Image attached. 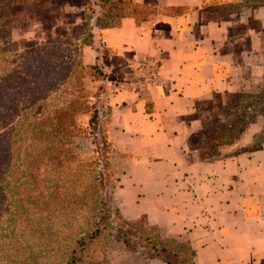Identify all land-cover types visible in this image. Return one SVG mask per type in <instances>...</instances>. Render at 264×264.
I'll use <instances>...</instances> for the list:
<instances>
[{
    "label": "crops",
    "instance_id": "0c3cea01",
    "mask_svg": "<svg viewBox=\"0 0 264 264\" xmlns=\"http://www.w3.org/2000/svg\"><path fill=\"white\" fill-rule=\"evenodd\" d=\"M65 1L76 13L83 5ZM129 1L154 13L94 29L83 56L115 78L106 116L119 214L188 241L193 264H262L264 149L199 159L190 142L202 104L262 80L264 0ZM139 56L161 79L142 95L129 66Z\"/></svg>",
    "mask_w": 264,
    "mask_h": 264
},
{
    "label": "trees",
    "instance_id": "16d2710c",
    "mask_svg": "<svg viewBox=\"0 0 264 264\" xmlns=\"http://www.w3.org/2000/svg\"><path fill=\"white\" fill-rule=\"evenodd\" d=\"M93 5L103 15V28L124 17L140 22L154 13L129 0H94ZM4 9V1L0 0V86L1 60L8 48L5 23L1 20ZM84 21L87 26L89 18L85 17ZM84 35L81 46L90 47V30ZM44 51L50 54L49 58L56 55L64 60L57 52ZM27 56L32 58L30 54ZM80 59L81 56L65 57V66L61 69L66 68L68 76L65 80L63 73L64 85L96 69L82 64ZM48 68L53 75L57 73L58 67L54 64ZM12 72L19 74L17 68H11L9 73ZM98 74L101 73L98 71ZM41 83L25 92L45 98L47 87ZM44 98L35 106L26 104L28 97L19 98L18 110L23 119L15 123L7 140L0 133V264H101L94 257L92 247L108 236L107 230L113 231L112 241L125 251L140 249L146 258L158 259L163 264H193L194 251L187 241L178 243L156 235L138 234L134 232V223L122 219L118 209L111 206L106 184L113 182L108 160L113 149L108 139L101 136L99 147L94 144L91 158L65 151L64 161L61 149L64 144L67 148L78 133L73 112L70 110L65 121V106L49 108L50 103H43ZM87 104L86 100L78 102L77 109H86ZM58 115L62 116L61 120ZM1 126L0 105V132ZM64 216L65 234L59 226L64 225Z\"/></svg>",
    "mask_w": 264,
    "mask_h": 264
},
{
    "label": "rangeland",
    "instance_id": "374dc122",
    "mask_svg": "<svg viewBox=\"0 0 264 264\" xmlns=\"http://www.w3.org/2000/svg\"><path fill=\"white\" fill-rule=\"evenodd\" d=\"M3 1L5 9L2 13L6 16H1V20L5 23L8 48L4 51V57L1 60L3 71L0 86L2 115L0 133L2 139L7 140L8 136L10 138L15 123L22 117V112L18 110L21 108L19 98L23 95L28 97L26 104H30V106H35L44 98L41 94L31 93L32 95H30L25 92L32 91L38 82H42L41 86H46L48 91V95L44 98L46 101L43 103L49 102V108L52 109H62L65 106V121L71 110L73 112L72 119L78 128V133L72 138L71 144L67 148L64 144L61 149L64 161L65 151L69 154L91 158L95 150L94 144L99 145L101 136L105 140L107 139L109 128L106 116L108 96L111 93V82L115 78L111 76V73H105L101 65L91 62V59H84L83 56L90 50H88L89 46L83 47L81 44L85 41L84 34L88 30L92 34L94 29H103V15L100 14L99 8L93 5L94 1L92 0H83L82 8L77 13L74 8L65 6V0ZM88 7H90V13H88ZM85 17L89 18L87 26L84 25ZM91 44L90 48L93 47V34ZM44 49L50 53H59L64 56V60L56 55L49 58L50 54ZM62 49L64 50L62 51ZM28 54L32 55L31 59L27 56ZM71 56H81L82 64L93 65L96 69L89 70L82 79L75 78L74 83L64 85L61 79L64 73L66 80L68 72L66 68L65 70L61 68L65 66V57L69 59ZM53 64L58 67L57 73L54 75L48 68ZM11 68H17L19 74L17 72L9 73ZM98 71L102 75L98 74ZM253 85L254 90L248 92L216 95L199 108L197 127L190 142L191 148L197 150L199 159L220 160L264 149V75L260 82L256 81ZM18 91L21 94H16ZM63 91L65 93H62ZM83 100L88 102V107L77 109L76 103ZM31 119L33 118L31 117ZM58 119L61 120L62 116L58 115ZM108 157L113 182L106 184L108 190L106 195L108 192L110 193V204L117 208L119 171L113 162L115 156L113 157L111 154ZM54 183L56 184V181ZM62 183L58 184L62 185ZM120 216L126 221L133 222L134 232L138 234H146L151 237L156 235L161 239H172L178 243L185 241L181 238L162 236L158 232L157 226L143 216L135 219H126L121 214ZM63 220L62 224L64 225L59 226L64 228L62 232L65 234V216ZM53 231L54 229L51 232ZM107 233L108 236L99 241V244L97 242L92 247L94 251H91L101 264H163L158 259L146 258L140 249L125 251L112 241L113 231L107 230Z\"/></svg>",
    "mask_w": 264,
    "mask_h": 264
},
{
    "label": "built area",
    "instance_id": "2783aa9c",
    "mask_svg": "<svg viewBox=\"0 0 264 264\" xmlns=\"http://www.w3.org/2000/svg\"><path fill=\"white\" fill-rule=\"evenodd\" d=\"M129 66L132 68L131 86L136 95H142L160 84V74L150 57L133 58Z\"/></svg>",
    "mask_w": 264,
    "mask_h": 264
}]
</instances>
